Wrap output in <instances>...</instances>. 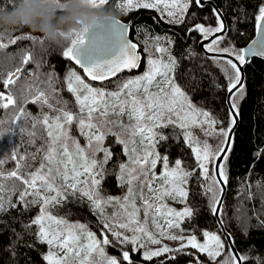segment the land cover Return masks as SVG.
<instances>
[{
    "label": "snow or ice",
    "instance_id": "6c2138e0",
    "mask_svg": "<svg viewBox=\"0 0 264 264\" xmlns=\"http://www.w3.org/2000/svg\"><path fill=\"white\" fill-rule=\"evenodd\" d=\"M85 2L93 8H98L107 0ZM53 3L60 6L59 0H53ZM193 3L202 6V0H124L118 7L122 11L134 8L155 9L169 17V23H182ZM213 11L217 18L214 28L195 24L191 31H198L204 39L215 37L207 51L227 53L232 57L225 61L227 67L222 69L228 82L226 91L230 94L228 99L232 110V118L227 128L217 131L215 126L218 121L212 118L208 111L197 108L176 83L174 72L177 62L171 55H167L165 61L154 58V54L149 52L146 71L134 79L120 83L116 91L93 87L75 71L69 72L64 78V83L67 92L74 98L73 107L69 106L70 101L64 99L55 88L54 77L50 76L48 80L41 82L45 84L43 89L35 82L25 83L16 89V95L13 94L12 86L20 79L23 71L21 67H17L0 82L3 88V91H0V108L8 109L14 106L18 112L11 123L14 124L21 117L28 116L24 107L28 103L37 104L41 109V116L32 124L33 129L37 124L41 126L40 138L44 141L43 155L38 167L25 171L28 166L21 163L25 161V157L11 154V158L17 161L16 168L6 174L0 172V179H14L24 186L19 192V201L25 207L28 203L40 205L39 214L31 220V225L38 227L36 235L40 243L49 246V252L43 257L47 264H134L130 251L137 252L140 248H145L146 242L160 244L156 234L149 230V222L158 230L160 237L181 243L177 249L163 246L154 251H144L143 259L146 261L189 247L215 261L224 254L225 240L228 241V246H231L230 237L222 240L220 235L208 231L202 233L204 242H201L196 235L184 237L165 230L183 231L181 224L193 216V209L190 207L186 206L182 211H177L165 203L166 199L178 198V202L186 204L189 192L184 186L191 173L183 169L179 159L174 162V167L170 168L168 156H162L156 151L157 144L167 139L159 129L173 126L183 131L184 140L195 154L204 179L212 181L205 191L212 193V211L217 214L216 205L219 199L213 185H218L220 181L215 175L209 177L208 164L221 157L225 163L227 161L230 148H225V144L229 142V132L236 122L234 117L239 114L236 101L243 95L241 69L238 64H245L247 56L264 57V40L259 44L253 42L247 49L220 48L223 37L216 34L224 32V23L220 13L215 9ZM257 12V31L264 32V0L257 6ZM90 32L88 27H83L60 33V37L70 44L63 56L79 65L90 80L104 81L122 70H132L140 66L141 56L137 52V45L128 39V29L124 25L114 24L107 34L90 35ZM5 39L8 44L25 40L41 42L30 34L18 35L13 39L10 31L3 29L0 31V49L7 47V44L2 42ZM160 39L159 36L155 37L156 41ZM145 51L149 50L146 48ZM155 53L167 54L168 49L156 46ZM30 60V54L22 57V63L25 65ZM45 107L51 115L43 112ZM125 117L127 124L124 122ZM74 128L85 138L84 146L73 135ZM193 128H200L207 136H220L224 139L213 150L207 141L202 142L195 138L191 131ZM4 135V129L0 128V136ZM109 135L116 136L117 143L123 145L131 165L119 166V179L128 185L127 195L122 200L114 197L103 199L98 191L103 179V166L112 157V152L103 146L105 137ZM30 136L36 138L37 133L32 131ZM98 152L104 154L102 161L96 159ZM158 163L163 167L159 175L156 173ZM214 171L227 184L228 176L224 165L217 164ZM84 176H87V179H81ZM57 181L60 183L57 184ZM133 185L138 187V191H134ZM13 190H16L15 185ZM68 190L87 197L93 209L99 210L101 216L104 215L102 205H120L121 212L102 220L103 229L106 230L101 233L102 238H97L94 232L88 230L87 225L70 223L49 211L50 207L66 199L65 193ZM3 191L4 186L0 184V193ZM219 191L222 192V189ZM29 196L34 199L27 201ZM137 198L140 201L139 206ZM7 204L9 207H15L10 199ZM5 210V200L3 195H0V212ZM158 218L163 219V224ZM108 233L111 234V240ZM125 233H131V236ZM117 245H132V248L130 251L120 248L118 259L108 255L106 251L108 246ZM53 248L55 251L51 250ZM248 260V256L237 255L233 249L223 264H246ZM197 264H201L198 258ZM256 264H264V259L257 258Z\"/></svg>",
    "mask_w": 264,
    "mask_h": 264
},
{
    "label": "trees",
    "instance_id": "16d2710c",
    "mask_svg": "<svg viewBox=\"0 0 264 264\" xmlns=\"http://www.w3.org/2000/svg\"><path fill=\"white\" fill-rule=\"evenodd\" d=\"M122 1L124 0H107L99 8L110 10L123 23H131L130 36L139 47L143 63L138 71L117 76L141 72L146 63L145 49L150 47L151 40L155 42V37L159 36L161 38L159 42L167 44L168 52L176 59L175 80L177 83L194 103L208 109L224 123H229L232 117L227 102L228 82L222 71L227 67L225 64L227 59L206 56L199 49V42L203 40V36L198 31H191L195 24L214 28L217 25L214 8L209 4L197 6L193 3L182 23H169L153 9L140 8L123 12L118 7ZM212 1L222 11L228 23V31L223 36L219 47L244 49L256 35L257 6L262 0ZM15 3L16 0H0V9L9 10L15 6ZM62 14L60 11L56 13L57 16ZM73 29H79V26L71 30ZM9 31L13 39L18 35L30 34L41 42L34 43L31 40H25L17 41L16 44H8L7 39L2 41L7 44V47L0 49V82L10 72L21 67L23 71L20 79L17 80L15 86H12L13 94L16 95V89L25 83L35 82L43 89L45 84L41 82L48 80L50 76L54 77L55 88L64 99L70 101L69 106L73 107L74 98L67 92L64 78L71 68L83 72L74 61L63 56V52L70 46L68 41L60 38L58 43H52L28 29L18 28ZM29 54L31 60L25 65L22 63V57ZM88 80L96 85L109 81ZM0 91H3L2 86H0ZM237 104L239 124L234 134L231 150L227 155V161L223 163L228 181L227 194L220 217L240 255L249 257L246 264H256L257 258L264 259L263 59L253 58L247 64L243 95L237 99ZM24 107L28 116L21 117L14 124L11 122L18 114L16 107L0 108V128L5 131V135L0 136V161H2L0 172L5 174L16 168L17 161L11 158V154L25 157V161L21 162L28 166L24 169L25 171L37 168L43 155L44 141L40 138L42 128L39 124L35 129L31 127L36 118L41 116V109L33 103H28ZM43 112L52 114L47 107L43 109ZM32 131L37 133L36 138L30 136ZM164 134L167 139L160 142L162 154L167 155L171 162L179 159L187 167L194 169L197 162L191 147L184 140L182 131L176 127H170L164 130ZM108 142L110 144V141ZM112 152L113 155L107 162L108 169L101 186L106 194L118 193L119 166L124 162L121 146H113ZM34 155L35 159H33ZM0 184L4 186V191L0 195L4 197L6 208L5 211L0 212V264H47L43 259L47 246L40 243L36 235L38 227L31 225V220L39 214L40 207L31 203L25 207L19 201V192L24 187L19 181L0 179ZM13 185L16 186L15 191ZM206 188L207 185L197 169L190 180L188 197L193 216L187 219L185 225L200 238L207 230H216L222 234L212 211V193L206 192ZM65 195L66 199L62 203L52 206L51 212L54 215L70 221L82 222L90 227H95L99 223L90 202L76 194L66 193ZM9 199L15 207L8 206ZM32 199L34 197L26 198L27 201ZM222 236L225 239L223 234ZM225 242L228 246L226 240ZM132 256L134 264H188L197 261V258L202 262L209 260L206 255L198 253L195 249H192L190 253H181L175 256V259L159 257L143 262L144 259L140 254L133 253Z\"/></svg>",
    "mask_w": 264,
    "mask_h": 264
},
{
    "label": "rangeland",
    "instance_id": "374dc122",
    "mask_svg": "<svg viewBox=\"0 0 264 264\" xmlns=\"http://www.w3.org/2000/svg\"><path fill=\"white\" fill-rule=\"evenodd\" d=\"M52 3H53V0H52ZM121 3H124V1H122ZM121 3H120V4H121ZM59 4H60V6H57V4L53 3V5H54L56 8H58V9H63L64 7H66V5L62 2V0H59ZM120 4H119V5H120ZM87 5H88V4H87ZM88 6H90V5H88ZM101 6H103V5H101ZM101 6H100V7H101ZM90 7H91V6H90ZM92 8H93V7H92ZM98 8H99V7H98ZM137 9H140V8H134V9H132V10H137ZM120 10H121V9H120ZM153 10H155V9H153ZM129 11H131V10H129ZM129 11H123V12H129ZM156 11H157V10H156ZM157 13L159 14V16H160L161 18H163L165 21L168 22L169 17H167L166 15L162 14V12H160V11H157ZM202 39H204V37H203ZM151 41H152V42H151V44H150V47L148 48L149 51H146V63L144 64V68H143V70H142L141 72H134V73H132V74H126V75H122V76H119V77L117 76V77L112 78V79L109 80V81L107 80L108 82H106V83H104V84H102V85H101V84H97V85H96V84L91 83V82H90V81L84 76L83 73H81L79 70H77V69H75V68H71L69 72H71V71H75L78 75L81 76L82 79L85 80L86 83H89V84H90L91 86H93V87H96V88H103V89H105L106 91H116V90H117V86H118L120 83H122L123 81H126V80H128V79H134V78H136V77L142 75V74L146 71V68H147V58H148L149 52H151V53L154 54V58H161V59H164L165 61L167 60V55H171L169 52H168L167 54L155 53V47H156V46H162V47H165V48H167V49H168V46H167V44L161 43V42H159V41H155V42H154L153 40H151ZM208 47H209V46H208ZM175 69H176V68H175ZM69 72H68V73H69ZM67 75H68V74H67ZM174 76H175V72H174ZM175 81H176V80H175ZM176 83H177V81H176ZM177 84H178V83H177ZM178 85H179V84H178ZM179 86H180V85H179ZM180 87H181V86H180ZM181 88H182V87H181ZM182 89H183V88H182ZM183 90H184V89H183ZM185 92H186V91H185ZM186 93H187V92H186ZM187 95H188V94H187ZM188 96H189V95H188ZM189 97H190V96H189ZM190 99H191V98H190ZM191 101H192V100H191ZM236 102H237V101H236ZM192 103H193L197 108L208 111V112L211 114L212 118H214L215 120L218 121V123H217L216 126H215L217 131H218L219 129H221V128H227V127L229 126V123H224V122H223V121H222L217 115H215L214 113L210 112L208 109H205V108H203V107L197 105V104L194 103L193 101H192ZM113 119H114V117H113ZM124 122H125L126 124L128 123L127 117L124 118ZM31 127H32V125H31ZM170 127H173V126H169V127H167V128L159 129L158 131H162V132L164 133V130H165V129H168V128H170ZM205 127H206V126H205ZM178 129H179V128H178ZM179 130H181V129H179ZM117 131H118V130H117ZM181 131H182V130H181ZM191 131L194 133V136H195L196 139H199V140L202 141V142H203V141H207L208 144L212 147L213 150H215V149L217 148V146L220 144L221 140L224 139L223 137H220V136H207V135L204 134V132H203L200 128H193V129H191ZM73 135H74V136L80 141V143H81L82 146H84V145L86 144V140H85V138H84L83 136H80L79 133H78L77 131H75V128L73 129ZM164 135H165V134H164ZM182 135H183V131H182ZM137 139H139V137H137ZM108 141H110V144H108V143H109ZM160 142H161V141H160ZM160 142H159V143L157 144V146H156V151H158V152L163 156L164 154H162V152H161V150H160ZM103 146L106 147L107 149H109V151H111V152H112L113 146H119V147L121 146V148H122V152L124 153V162L121 163V164H129V165H130L129 155H126V154H125V152H124V150H123V145L117 143V137H116V136H111V135L106 136V137H105V140H104V144H103ZM129 147L131 148V145H129ZM112 155H113V152H112ZM194 156H195V154H194ZM103 157H104V154H103L102 152H98V153L96 154V159H97L98 161H102V160H103ZM168 158H169V157H168ZM215 161H216V160L211 161V162L208 164V168H209V177H212L213 175H215V172H214ZM181 162H182V167H183V169H184L185 171H188V172L191 173V175L188 177L187 184L184 186L188 192H189V187H190V180H191L193 174L196 172L197 169L199 170V173L201 174V176H202V178H203V180H204L205 185H207V187H208L210 184H212L211 179H208V180L204 179V177H203V175H202V173H201V170L199 169L198 164H197V166H195L194 169H191V168L187 167V166L184 164L183 161H181ZM121 164H120V165H121ZM106 166H107V163L104 164V166H103V177L105 176V172H106V170L108 169ZM130 166H131V165H130ZM169 167H170V168H171V167H174V162H171V161L169 160ZM224 168H225V165H224ZM119 171H120V167H119ZM162 171H163L162 164L158 163V164H157V168H156V173H157V175H159ZM225 171H226V169H225ZM120 175H121V173L119 172L118 183H117V187H118V190H117V191H118V193H115V194H111V193H110V194H106V193H104V192L102 191V189H101L103 179L101 180V183H100V185L98 186V191H99V195H100L101 198H103V199H107L108 197H114V198H120V199L122 200V198H123L125 195H127V192H128V185H127L126 183H123V182L119 179ZM215 177H216V176H215ZM98 178H99V177H98ZM125 178H127L126 173H125ZM81 179H87V176L81 177ZM59 183H60V182L57 181V184H59ZM81 187H83V186H81ZM213 187L217 190V192H218V199H219V198H220L219 195H221V191H219V190H220V186H219V184H218V185H213ZM133 189H134V191H138V187H137L136 185H133ZM66 193H72V192H71L70 190H68V191H66ZM66 193H65V194H66ZM72 194H76V195H78V196L84 198L86 201L90 202V201L87 199V197L81 196V194H80L79 192L72 193ZM63 200H64V199H63ZM63 200H62L60 203H62ZM90 203H91V202H90ZM165 203H167L169 207H171V208H173V209H175V210H177V211H182V210L184 209V207H186V206L192 208V206H191V204L189 203L188 200H187V202H186V204H185V203H180V202H178V198H177V200L166 199V200H165ZM137 204H138V206H139V204H140V201H139L138 198H137ZM36 205H37L38 207H40L39 204H36ZM102 207H103V213H104L103 216L100 215L99 210H95V209H93V207H92L93 211L95 212V214H96L97 217H98L99 223H98L95 227H90V226L87 225L88 230L94 232V233L97 235V238H102V237H101V233H102V232H106V230L103 229V226H102V220H104L105 218H111V217H113L115 214H117L118 212H121V211H122V209L120 208V205L115 204V203H113V204H105V205H102ZM51 209H52V207L49 208V211H50V212H51ZM51 213H52V212H51ZM52 214H53V213H52ZM53 215H54V214H53ZM55 216H56V215H55ZM57 217H61V216H57ZM62 218H64V217H62ZM64 219H66V218H64ZM141 219L143 220V213H142V212H141ZM158 219L160 220V223L163 224V219H160V218H158ZM66 220H68V219H66ZM68 221H69L70 223H81V224H84V223H82V222H77V221H70V220H68ZM186 221H187V219H185V221L181 224V228L183 229V231H181L180 229H171V230L165 229V230H166V231H170V232L173 233V234H176V235H179V236H184V237H188V236H190V235H196V236H197V239H198L199 241L204 242V238H203V236H202V238H200V236H198L197 234H195V232H193L192 230H190V229H188V228L186 227V225H185V222H186ZM85 225H86V224H85ZM148 228H149L150 231H152L154 234H156V238L160 240V244H158V245H153V244H150V243H147V242H146V247H145V248H140L139 251H137V252H131V251H130L131 248H132V245L108 246V247L106 248V251H107L108 255H110V256H116V257L119 259L120 248H124L125 250H129V251H130L131 256H132L133 253H134V254H140L141 257H142V259H143V253H144V251H146V250H153V251H154V250H157V249H159V248H161V247H163V246H167V247H170V248H172V249L180 248V243H181L180 241H172V240H169V239H165V238H163V237H160V236L157 234L158 230L155 228L154 225L151 224V222H149V224H148ZM98 229H99V230H98ZM120 231L123 232V230H120ZM207 231L210 232V233H215V234L220 235L221 238H222V240H224L222 234L219 233L218 231H216V230H207ZM125 235H129V236H131V233H125ZM108 236H109V239L111 240L112 237H111V234H110V233H108ZM225 244H226V242H225ZM46 246H47V251H46V254H47V253L49 252L50 249H49V246H48V245H46ZM113 249H114V250H113ZM51 250H52V251H55L54 248L51 249ZM191 250H192V248H190V247H189V248H183L181 251H173V252H170V253H165V254H163V255L160 256V257H165V258L168 259V258H171V257H175V256H177V255H179V254H181V253H190ZM46 254H45V255H46ZM230 254H231V251H230L229 247L226 246V247H225V250H224V254H223L221 257H218L215 261H212V260H208V261H206V262H202V261H200V260H199V261L201 262V264H223V261H224L225 259H227V258L229 257ZM154 258H159V257H154ZM154 258H152V259H154ZM132 259H133V261H134L133 256H132ZM144 261H146V260H143V262H144ZM142 264H144V263H142ZM188 264H197V261L192 262V263H188Z\"/></svg>",
    "mask_w": 264,
    "mask_h": 264
},
{
    "label": "clouds",
    "instance_id": "9594fccd",
    "mask_svg": "<svg viewBox=\"0 0 264 264\" xmlns=\"http://www.w3.org/2000/svg\"><path fill=\"white\" fill-rule=\"evenodd\" d=\"M63 9L56 8L52 0H16L9 10H0V29H28L45 40L58 43L61 32H68L79 26L92 27L103 24L111 30L117 17L110 10L92 8L85 0H62ZM60 11L63 14L57 16Z\"/></svg>",
    "mask_w": 264,
    "mask_h": 264
},
{
    "label": "water",
    "instance_id": "95a60500",
    "mask_svg": "<svg viewBox=\"0 0 264 264\" xmlns=\"http://www.w3.org/2000/svg\"><path fill=\"white\" fill-rule=\"evenodd\" d=\"M211 5L215 10H217L219 13H220V17L224 23V32L223 33H217L216 35L217 36H224L227 31H228V23L222 13V11L218 8V6L212 1V0H202V6L204 5ZM117 25H124L127 29H128V33H127V37L128 39L134 43L131 39V36H130V24H126V23H123L122 21L118 20L117 19V22H116ZM90 29V35L94 34V33H101V34H107L110 30L109 29H106L105 26L103 24H96L92 27L89 28ZM215 39V37L213 36H209L208 39H203L202 41L199 42V49L208 57H212V58H217V59H231L232 57H229L227 55V53H222V52H209L207 51V47L210 45V42ZM264 40V32H258L256 30V35L254 37V39L244 48V49H247L250 45L253 44V42H257V44H259L260 41ZM137 52L138 54L141 56V61H140V66L138 68H135V69H132V70H122L118 73H116L115 76H112L104 81H107V80H110L114 77H116L117 75L119 74H122V73H130V72H133V71H138L141 66H142V63H143V57H142V54L139 50V47L137 46ZM253 58H259V59H263L264 60V57H261V56H247L246 57V60L247 62L243 65H239L238 66L240 67L241 69V84L244 85V82H245V69H246V66L247 64L253 59ZM238 63V62H237ZM80 70L83 72V69L77 65ZM84 73V72H83ZM84 75L86 76V74L84 73ZM87 77V76H86ZM88 78V77H87ZM89 79V78H88ZM97 82H103V81H97ZM238 87H240L238 85ZM235 91V90H234ZM229 93H228V96H227V102H228V106H229ZM230 109V107H229ZM232 110L230 109V112ZM235 124L231 127V131L229 132V142L227 144H225V148H230L231 150V147H232V144H233V139H234V134H235V131L237 129V126L239 124V114L236 115L235 117ZM230 151L227 152V155L229 154ZM224 161L221 157V159H218L215 161V165H214V170L216 169V165L217 164H223ZM215 172V171H214ZM215 176H216V179L220 181L219 185L222 189V192H221V195H220V198H219V203L217 204L216 208H217V214H214L215 218L217 219V222H218V225L222 231V234L224 235V237H230L231 241H232V244L230 246V250L232 252V250L234 249L236 254L237 255H240L239 251L237 250L236 246L234 245V242H233V239L231 237V235L228 233V231L226 230L225 228V225L224 223L222 222L221 220V217H220V213H221V209L223 207V204H224V201H225V197H226V194H227V184H225L223 182V180L219 177V175L215 172ZM227 241V240H226ZM228 243V241H227Z\"/></svg>",
    "mask_w": 264,
    "mask_h": 264
}]
</instances>
